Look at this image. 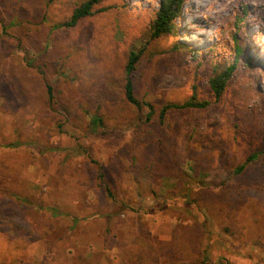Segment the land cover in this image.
<instances>
[{
    "label": "rangeland",
    "instance_id": "1",
    "mask_svg": "<svg viewBox=\"0 0 264 264\" xmlns=\"http://www.w3.org/2000/svg\"><path fill=\"white\" fill-rule=\"evenodd\" d=\"M82 1L0 0V264H190L205 252L204 264H264V0L218 14L226 0H186L159 37L160 0H99L56 28ZM134 50L152 122L124 99ZM231 65L216 100L209 78ZM193 93L210 104L160 121L164 103Z\"/></svg>",
    "mask_w": 264,
    "mask_h": 264
},
{
    "label": "trees",
    "instance_id": "2",
    "mask_svg": "<svg viewBox=\"0 0 264 264\" xmlns=\"http://www.w3.org/2000/svg\"><path fill=\"white\" fill-rule=\"evenodd\" d=\"M99 0H83L80 2L74 9L70 19L65 22H60L55 25L56 28H61L63 26H75L82 18L93 14V9ZM186 0H160L159 8L155 11V15L151 21L152 28V36L159 37L166 33L175 32V21L182 14V7ZM176 48H180L176 46ZM141 51H131L129 54V60L126 66L127 75L125 77V82L123 84L124 88V99L139 111L143 109L145 106L149 108L148 113H146V120L149 122L153 121V116L156 113L153 104L147 100L140 99L136 94L135 82L132 78L133 72L136 69V65L141 58ZM234 65L229 67L221 68L215 66L213 69V75L209 78L210 86L214 91V96L216 100H219L224 91L226 89L227 83L229 79L232 77L234 72ZM47 97L48 101L60 107V111H64L66 114L69 111L68 106L72 105L70 100L65 99L61 94L57 95L54 91V87L52 84L48 83L47 85ZM210 104V100L200 99L198 96L193 93L188 98L182 101H169L164 103L159 112L158 117L161 122H164L168 114L173 110L178 109H193V108H204ZM86 103L82 102L76 108V115L80 116L81 113L90 111L89 105L86 107ZM94 127L96 126H104L105 125V117L100 113L93 116L91 120ZM147 130L140 131V134L133 138L134 144L132 148L145 143L148 134ZM255 157V155L250 156L246 159L244 163H242L238 168L237 172H241L244 170L246 165ZM191 192V191H190ZM228 231L235 232L233 228H228ZM200 252V255L203 253L202 248H197ZM205 258H208V255L205 252V257L201 260L200 257H196L193 259L190 264H204Z\"/></svg>",
    "mask_w": 264,
    "mask_h": 264
},
{
    "label": "bare ground",
    "instance_id": "3",
    "mask_svg": "<svg viewBox=\"0 0 264 264\" xmlns=\"http://www.w3.org/2000/svg\"><path fill=\"white\" fill-rule=\"evenodd\" d=\"M222 1H223V0H222ZM227 5H228V0L222 2V4H220V5H217V7H216V13L218 14V13H221L222 11H224V9L226 8ZM187 9H188L189 15L192 16V10H191V7L189 6ZM193 13H194V12H193ZM198 14H199V13H198ZM199 17H201V13L199 14ZM194 22H195V24H194L193 27L190 28V31H191V33L195 34V36H196L197 39H200L201 35L197 33V29H200V28H199L200 26H199V24H198V22H197V19H195ZM260 58H261V60L264 61V52L260 54ZM249 73H250V72H249ZM253 73H254L253 76L248 75L249 77H251V78L247 77L248 81H256V82L260 81V78H261V75H262V74H261L260 72H258V70H257L256 68H255V70L252 71V73H250V74H253ZM245 76H246V75H245ZM250 84H251V83H250ZM251 101H252V100H251Z\"/></svg>",
    "mask_w": 264,
    "mask_h": 264
}]
</instances>
